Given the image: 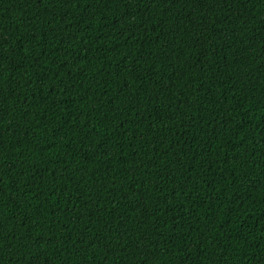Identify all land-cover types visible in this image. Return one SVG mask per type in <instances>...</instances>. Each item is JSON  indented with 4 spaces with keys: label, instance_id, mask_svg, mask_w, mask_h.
<instances>
[{
    "label": "trees",
    "instance_id": "16d2710c",
    "mask_svg": "<svg viewBox=\"0 0 264 264\" xmlns=\"http://www.w3.org/2000/svg\"><path fill=\"white\" fill-rule=\"evenodd\" d=\"M0 264H264V0H0Z\"/></svg>",
    "mask_w": 264,
    "mask_h": 264
}]
</instances>
